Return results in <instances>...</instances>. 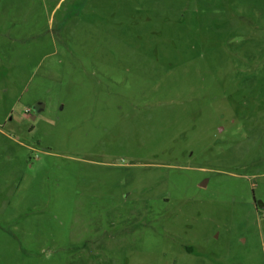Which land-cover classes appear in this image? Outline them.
I'll return each instance as SVG.
<instances>
[{"label": "rangeland", "instance_id": "rangeland-1", "mask_svg": "<svg viewBox=\"0 0 264 264\" xmlns=\"http://www.w3.org/2000/svg\"><path fill=\"white\" fill-rule=\"evenodd\" d=\"M258 201L264 0H0V264H264Z\"/></svg>", "mask_w": 264, "mask_h": 264}, {"label": "crops", "instance_id": "crops-1", "mask_svg": "<svg viewBox=\"0 0 264 264\" xmlns=\"http://www.w3.org/2000/svg\"><path fill=\"white\" fill-rule=\"evenodd\" d=\"M72 60H69V61H67V63H69V62H71ZM72 73H74V70L73 71H71V80H70V82L74 85V84H78V86H81V84L80 83H82L81 82V80H78V79H82L83 78V74H82V72L81 71H78V75H80V77L78 76V75H76V74H72ZM84 79V82H88L89 81V78H87V77H85V78H83ZM72 87V86H71ZM99 87H101V86H99ZM73 88V87H72ZM76 89V88H75ZM44 106H45V104H44ZM60 108H63V104H62V106L60 107Z\"/></svg>", "mask_w": 264, "mask_h": 264}, {"label": "water", "instance_id": "water-1", "mask_svg": "<svg viewBox=\"0 0 264 264\" xmlns=\"http://www.w3.org/2000/svg\"><path fill=\"white\" fill-rule=\"evenodd\" d=\"M44 108H45L44 103L43 102H39V103L36 104L34 110L36 112H41L42 110H44ZM256 205H257L258 208L264 209V203L262 201L256 202Z\"/></svg>", "mask_w": 264, "mask_h": 264}, {"label": "built area", "instance_id": "built-area-1", "mask_svg": "<svg viewBox=\"0 0 264 264\" xmlns=\"http://www.w3.org/2000/svg\"><path fill=\"white\" fill-rule=\"evenodd\" d=\"M28 112V111H27Z\"/></svg>", "mask_w": 264, "mask_h": 264}]
</instances>
